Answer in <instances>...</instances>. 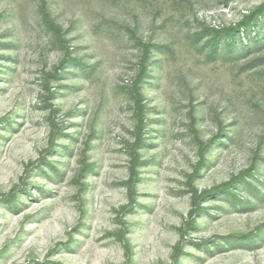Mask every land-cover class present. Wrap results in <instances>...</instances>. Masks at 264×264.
<instances>
[{"label":"rangeland","instance_id":"1","mask_svg":"<svg viewBox=\"0 0 264 264\" xmlns=\"http://www.w3.org/2000/svg\"><path fill=\"white\" fill-rule=\"evenodd\" d=\"M263 6L0 0V264H264Z\"/></svg>","mask_w":264,"mask_h":264},{"label":"trees","instance_id":"2","mask_svg":"<svg viewBox=\"0 0 264 264\" xmlns=\"http://www.w3.org/2000/svg\"><path fill=\"white\" fill-rule=\"evenodd\" d=\"M264 14V6L260 7L259 9H257L256 11L252 12L251 14L247 15L244 20L237 26V27H233V28H226L223 31H218V30H214V29H210L207 31L210 33L211 39L213 41H218V39H220L224 34L226 36V43L230 40H233L234 37H236L237 33H241L242 27H249L250 24L256 22L258 20L259 17H261ZM210 39V40H211ZM242 178H244L242 176ZM236 180H234V182H229V183H225L223 185H221L218 188H215L214 191H218V190H225V191H230L231 188L235 185ZM210 192H205L203 195L209 194ZM233 197L236 199V201H240V197L237 196L236 194H232ZM194 198L197 197H205V196H200L199 194H197V192H194ZM198 212V210H197Z\"/></svg>","mask_w":264,"mask_h":264}]
</instances>
